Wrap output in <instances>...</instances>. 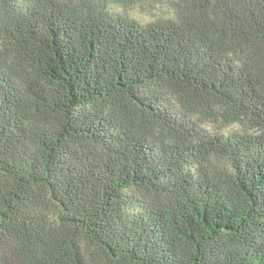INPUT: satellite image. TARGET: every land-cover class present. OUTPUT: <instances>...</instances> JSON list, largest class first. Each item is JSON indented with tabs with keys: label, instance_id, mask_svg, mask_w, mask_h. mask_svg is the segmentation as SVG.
<instances>
[{
	"label": "trees",
	"instance_id": "1",
	"mask_svg": "<svg viewBox=\"0 0 264 264\" xmlns=\"http://www.w3.org/2000/svg\"><path fill=\"white\" fill-rule=\"evenodd\" d=\"M0 264H264V0H0Z\"/></svg>",
	"mask_w": 264,
	"mask_h": 264
},
{
	"label": "rangeland",
	"instance_id": "2",
	"mask_svg": "<svg viewBox=\"0 0 264 264\" xmlns=\"http://www.w3.org/2000/svg\"><path fill=\"white\" fill-rule=\"evenodd\" d=\"M115 12L129 15L142 23L153 21L157 18L167 16L168 11L162 4H156L155 6L147 3H140L135 7L125 9L121 7H114ZM201 125L213 134H224L240 129L237 125H228L220 117H210L204 115L201 117Z\"/></svg>",
	"mask_w": 264,
	"mask_h": 264
}]
</instances>
